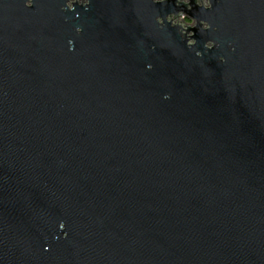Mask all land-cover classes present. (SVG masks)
<instances>
[{"label":"water","instance_id":"obj_1","mask_svg":"<svg viewBox=\"0 0 264 264\" xmlns=\"http://www.w3.org/2000/svg\"><path fill=\"white\" fill-rule=\"evenodd\" d=\"M61 2L0 0V264H264V0Z\"/></svg>","mask_w":264,"mask_h":264},{"label":"clouds","instance_id":"obj_2","mask_svg":"<svg viewBox=\"0 0 264 264\" xmlns=\"http://www.w3.org/2000/svg\"><path fill=\"white\" fill-rule=\"evenodd\" d=\"M171 2L175 6V10H169L163 15L156 9L152 10L151 15V24L154 30L163 32L167 37V44L172 45L174 41L172 39V33L167 31V26H176L179 36L184 40L185 45L189 48H192L197 44V39L194 38V31L198 30L200 33L205 32H215L217 30V25L211 23L209 19L204 18L203 16L197 17L195 15H190L191 11H194L195 8L208 10L213 7V0H151V4H159L162 8ZM36 0H23V5L26 8H31ZM91 3V0H62L59 4V9L61 12L72 11L75 5L88 6ZM178 5H184L186 7H178ZM79 16V13H77ZM64 19L67 21L69 17L65 16ZM77 33L83 31V25L77 24L74 29ZM143 44V41L140 42ZM68 50L72 51L74 49V40L69 38L67 41ZM217 46V42L213 38H209L203 41L202 52L200 49L195 50V55L197 57H202L205 52L209 49H213ZM153 47H155L153 45ZM220 62H225L226 57L221 54L216 57ZM153 65L151 63L146 64V68L151 70ZM170 93H164V99L170 98ZM57 228L60 231L59 235H54L53 239L64 238L67 239L69 233L66 231V224L63 219L57 221ZM47 239V237H45ZM50 249L49 244L44 245V250L48 251Z\"/></svg>","mask_w":264,"mask_h":264}]
</instances>
